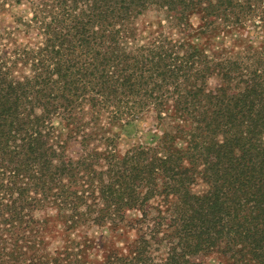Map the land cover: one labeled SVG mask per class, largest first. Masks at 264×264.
Segmentation results:
<instances>
[{
    "label": "trees",
    "instance_id": "obj_1",
    "mask_svg": "<svg viewBox=\"0 0 264 264\" xmlns=\"http://www.w3.org/2000/svg\"><path fill=\"white\" fill-rule=\"evenodd\" d=\"M0 264H264V0H0Z\"/></svg>",
    "mask_w": 264,
    "mask_h": 264
},
{
    "label": "rangeland",
    "instance_id": "obj_2",
    "mask_svg": "<svg viewBox=\"0 0 264 264\" xmlns=\"http://www.w3.org/2000/svg\"><path fill=\"white\" fill-rule=\"evenodd\" d=\"M155 16H157V13L151 12L148 17L146 16V19L148 21L152 20L154 21ZM161 18V13L158 14L157 18L155 20L158 21V19ZM191 21L196 24L198 22V18L193 17L191 18ZM29 39V40H28ZM25 38L23 37V43H26L27 41H32V36L31 38ZM194 43L196 44H202L204 39L202 37H195L192 39ZM225 44L221 43V34L216 35L215 37H212L211 40H209V43H207V50L208 52H216L219 53L221 51V46H224ZM210 84L216 83V79L212 78L209 80ZM119 133V142H118V151L120 153L124 152L128 147L131 145L139 144V143H153L155 141L156 135L159 134L158 129L155 127V120L153 113L149 112L141 116V119L136 121L133 124L126 125L123 128H120L118 130ZM178 145H183L182 142H178ZM83 233V232H82ZM82 233H76V234H82ZM92 239L101 237L102 239H107L109 237V233L107 232L106 229H100V230H89L88 233L86 234ZM126 236V235H125ZM128 237H131V235L128 233ZM70 238L74 239L75 241L77 240H82L78 238L75 234H70ZM95 237V238H94ZM122 242L125 241L124 237H121L119 239V242L116 244L117 246H121ZM51 247H59L61 245L60 238L52 239L51 241ZM90 253H92V258L94 259L95 262H100L102 260V251H99L97 249V246H93V248H89ZM215 263V260L212 261Z\"/></svg>",
    "mask_w": 264,
    "mask_h": 264
}]
</instances>
